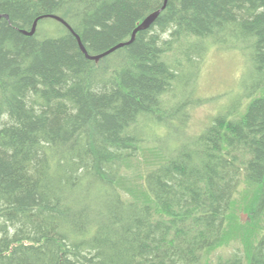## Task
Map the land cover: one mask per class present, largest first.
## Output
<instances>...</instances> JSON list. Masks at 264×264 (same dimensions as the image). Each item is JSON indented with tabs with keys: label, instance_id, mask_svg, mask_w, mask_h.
Segmentation results:
<instances>
[{
	"label": "trees",
	"instance_id": "16d2710c",
	"mask_svg": "<svg viewBox=\"0 0 264 264\" xmlns=\"http://www.w3.org/2000/svg\"><path fill=\"white\" fill-rule=\"evenodd\" d=\"M163 1L0 0V264H264V0H167L96 61L43 17L98 55ZM211 48L243 72L187 136Z\"/></svg>",
	"mask_w": 264,
	"mask_h": 264
},
{
	"label": "rangeland",
	"instance_id": "374dc122",
	"mask_svg": "<svg viewBox=\"0 0 264 264\" xmlns=\"http://www.w3.org/2000/svg\"><path fill=\"white\" fill-rule=\"evenodd\" d=\"M242 63V58L237 53L224 52L219 48H211L208 51L201 73L200 86L202 95L209 97L210 100L206 104L192 108L186 129L187 136L198 134L217 109L223 103L228 102L227 95H233L237 91L239 77L243 72ZM251 197V194H245L244 192L237 195L233 203V215L238 218L242 228H239V225L235 223V219L232 218V229L228 238L222 246L213 252V256L216 254H229L236 249L237 243L241 240L240 231L246 233L250 231V228H256L251 224L252 212L248 213L245 207L246 202ZM257 218L264 222V210L258 213Z\"/></svg>",
	"mask_w": 264,
	"mask_h": 264
},
{
	"label": "water",
	"instance_id": "95a60500",
	"mask_svg": "<svg viewBox=\"0 0 264 264\" xmlns=\"http://www.w3.org/2000/svg\"><path fill=\"white\" fill-rule=\"evenodd\" d=\"M166 2L167 0H164L163 1V5L160 9L152 12L151 14L147 15L132 31L131 33V37L128 41L126 42H121V43H118L112 47H110L108 50L104 51L103 53H100L98 55H89L87 53V51L85 50L84 46L82 45L81 41H80V38L79 36H77L75 34V32L70 28V26L60 17L58 16H55V15H48V16H43V17H49V18H53L55 20H57L58 22H60L61 24H63L75 37L76 41H77V44H78V47L79 49L82 51V53L85 55V57L89 60H99L100 58L102 57H105L107 55H109L110 53H112L113 51H115L116 49L120 48V47H123V46H126L128 44H130L133 40H134V37H135V34L138 32V31H141V30H145V29H148L153 23L154 21L156 20V18L158 17L159 13L161 12V10L164 9L165 5H166ZM7 17V16H5ZM43 17H39L37 19H35V21L33 22L32 24V27L29 31H25V30H19V32H21L22 34L24 35H27V36H32L36 30V24H37V21Z\"/></svg>",
	"mask_w": 264,
	"mask_h": 264
},
{
	"label": "bare ground",
	"instance_id": "6f19581e",
	"mask_svg": "<svg viewBox=\"0 0 264 264\" xmlns=\"http://www.w3.org/2000/svg\"><path fill=\"white\" fill-rule=\"evenodd\" d=\"M76 34V33H75ZM77 35V34H76ZM78 36V35H77Z\"/></svg>",
	"mask_w": 264,
	"mask_h": 264
}]
</instances>
